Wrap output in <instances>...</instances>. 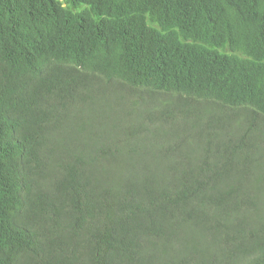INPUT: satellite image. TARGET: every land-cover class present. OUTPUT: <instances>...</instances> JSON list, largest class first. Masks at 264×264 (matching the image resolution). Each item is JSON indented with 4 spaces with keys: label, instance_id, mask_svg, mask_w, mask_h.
I'll return each instance as SVG.
<instances>
[{
    "label": "trees",
    "instance_id": "obj_1",
    "mask_svg": "<svg viewBox=\"0 0 264 264\" xmlns=\"http://www.w3.org/2000/svg\"><path fill=\"white\" fill-rule=\"evenodd\" d=\"M66 2L0 0V264H264V0Z\"/></svg>",
    "mask_w": 264,
    "mask_h": 264
},
{
    "label": "rangeland",
    "instance_id": "obj_2",
    "mask_svg": "<svg viewBox=\"0 0 264 264\" xmlns=\"http://www.w3.org/2000/svg\"><path fill=\"white\" fill-rule=\"evenodd\" d=\"M66 3V0H62ZM125 92V91H123ZM119 90H110V88H97L93 85V91H86L84 88H81V93L86 98V115L90 114L93 111V134L94 135H111L114 137H119L121 133V128L115 123H122L129 118L133 117L138 120L144 121V124L147 125V111H154L153 115H158L160 110V106L165 104V101L168 100L165 97L159 96L158 99L155 97H150L151 94L145 93V95H141L137 102H135L137 96L134 94L123 93ZM160 95V94H159ZM150 99V100H149ZM153 107V109H152ZM84 111V112H85ZM109 115L111 118L109 120ZM72 124L70 127L64 128L63 137H62V147L61 149H66L68 147L69 139L71 138L73 132ZM151 129L154 127L151 126ZM150 128L148 126L147 129L150 132ZM89 131L88 133L90 134ZM86 134H78L79 136L88 135ZM103 141V140H102ZM103 144H105L103 142ZM106 145V144H105ZM109 145V144H107ZM109 147V146H108ZM140 148H151L158 147V143L154 141L151 136H145L144 140L138 144ZM110 148V147H109ZM122 151H127L126 149H122ZM52 209V208H50ZM45 212V208H38L33 214L30 220V227L33 231L35 227L39 225V222L44 219L43 213ZM49 227V225H48ZM48 227H46L48 229ZM35 256L33 254H29L23 263L32 264Z\"/></svg>",
    "mask_w": 264,
    "mask_h": 264
},
{
    "label": "clouds",
    "instance_id": "obj_3",
    "mask_svg": "<svg viewBox=\"0 0 264 264\" xmlns=\"http://www.w3.org/2000/svg\"><path fill=\"white\" fill-rule=\"evenodd\" d=\"M90 91H93V89H91ZM71 247H72V245H69V248H71ZM28 255L29 254L24 253V255L21 258H19L21 263L18 261L19 259H15V258H14V261L12 263L13 264H23V262L25 261V259L27 258ZM23 258H25V259H23Z\"/></svg>",
    "mask_w": 264,
    "mask_h": 264
}]
</instances>
